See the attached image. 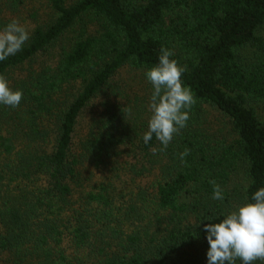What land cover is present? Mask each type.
I'll list each match as a JSON object with an SVG mask.
<instances>
[{
  "label": "trees",
  "instance_id": "trees-1",
  "mask_svg": "<svg viewBox=\"0 0 264 264\" xmlns=\"http://www.w3.org/2000/svg\"><path fill=\"white\" fill-rule=\"evenodd\" d=\"M35 1L0 0V29L5 12L30 28L0 61L23 92L0 104V264H208L204 225L264 186V0H43L47 18ZM162 46L197 103L153 155L145 73ZM146 213L154 238L128 227Z\"/></svg>",
  "mask_w": 264,
  "mask_h": 264
},
{
  "label": "clouds",
  "instance_id": "clouds-1",
  "mask_svg": "<svg viewBox=\"0 0 264 264\" xmlns=\"http://www.w3.org/2000/svg\"><path fill=\"white\" fill-rule=\"evenodd\" d=\"M29 37V26L12 18L0 29V61L20 51ZM173 57V50L162 46L159 62L145 73L153 91L148 104L151 115L143 141L148 144L154 134L163 146L153 149V155L166 150L174 135L187 126L190 111L197 103L191 87L182 80L186 66L180 65ZM22 97V90L10 88L7 78L0 74V104L16 108ZM189 152L185 148L179 153L182 163H186L184 158ZM209 183L213 186L212 198L223 201L221 185L215 179ZM204 230L209 244L208 264H237V260L241 264H254L256 261L264 264V186L254 192L250 202L241 203L219 222L205 224Z\"/></svg>",
  "mask_w": 264,
  "mask_h": 264
},
{
  "label": "rangeland",
  "instance_id": "rangeland-1",
  "mask_svg": "<svg viewBox=\"0 0 264 264\" xmlns=\"http://www.w3.org/2000/svg\"><path fill=\"white\" fill-rule=\"evenodd\" d=\"M33 6H35L36 8H40V10H39L40 15H42L45 18H47V15H46L47 14V7L43 3V0L35 1ZM5 14H6L5 20H9V22H10V20L12 18H17V19L20 20L21 23H25L26 24V22L20 17L21 16V12H17L15 14H12L11 12L10 13L5 12ZM256 33H257V35L263 36V38H264V25L259 27L257 29ZM131 73L132 72L125 71V73L123 74V77H127L125 79L131 80V82L134 85H136V88H134V89H137L138 92H140L139 90H141V87H140V84H141V76H140V74L141 73H137V72H135L133 74H131ZM123 77H122V75L120 73L121 81H123ZM204 113H205V117L208 118L210 121H212L211 123L214 126L217 125L219 127L221 125V127L226 128L225 126H223L225 124V122L223 121V117L219 114V112L216 109H214V108H212L210 106H207L205 111H204ZM128 198H129V196L127 198H125L124 200H126ZM157 218H158V216L153 214V213H146V215L143 216V217L139 216L135 220L128 221V227L133 232L138 233L141 236V238H143V239H146L147 235L149 237L154 238L155 232H157L158 226H159V224L156 223L157 222ZM150 244H149L147 249L151 248ZM146 264H157V260L155 259V257H151V258H149L146 261Z\"/></svg>",
  "mask_w": 264,
  "mask_h": 264
}]
</instances>
